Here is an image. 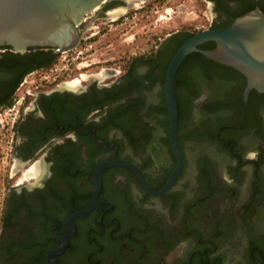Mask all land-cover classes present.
I'll return each instance as SVG.
<instances>
[{"label":"flooded vegetation","instance_id":"af4514ba","mask_svg":"<svg viewBox=\"0 0 264 264\" xmlns=\"http://www.w3.org/2000/svg\"><path fill=\"white\" fill-rule=\"evenodd\" d=\"M244 2H213L209 28L232 24ZM121 5L107 2L81 30ZM174 47L170 36L104 75L46 72L33 86L25 82L55 50L0 47V117L9 125L0 170L11 165L0 264H264V93L245 101L237 70L200 52L184 59L175 81L183 167L153 193L179 166L165 93ZM116 160L136 166L148 190L120 164L105 166L99 181L98 168Z\"/></svg>","mask_w":264,"mask_h":264},{"label":"water","instance_id":"95a60500","mask_svg":"<svg viewBox=\"0 0 264 264\" xmlns=\"http://www.w3.org/2000/svg\"><path fill=\"white\" fill-rule=\"evenodd\" d=\"M111 0H0V47H8L13 52L25 53L30 49L52 48L59 53H68L78 48L86 30L81 25L88 16L98 11ZM117 17L148 0H122ZM115 13V12H114ZM112 12L103 19H110ZM116 18V17H115ZM169 35L168 37H170ZM214 43L211 50H202L199 46ZM195 52H200L210 60L231 67L247 80L245 101L252 90L264 93V12L256 8L236 18L228 28H208L188 39L175 53L167 73L165 83L166 99L171 117V141L179 158V166L167 185L159 192L169 189L183 167L178 141V102L175 89L177 71L184 59ZM120 164L135 170L147 189L141 171L134 165L116 160L101 165L96 173L100 181L101 170L105 166ZM148 190V189H147ZM98 192V190H97ZM89 211L76 213L70 224L74 227L77 216H84ZM68 245V239L52 253L61 254Z\"/></svg>","mask_w":264,"mask_h":264},{"label":"rangeland","instance_id":"374dc122","mask_svg":"<svg viewBox=\"0 0 264 264\" xmlns=\"http://www.w3.org/2000/svg\"><path fill=\"white\" fill-rule=\"evenodd\" d=\"M155 6L159 12L152 15L150 10ZM167 8H173L172 11L170 10L172 18L169 19L168 16L157 22L159 16L167 15L165 12ZM112 13L113 18L100 19L87 28L83 43L77 49L68 53L55 51L57 57L53 63L47 69L30 76L25 86L40 84L42 82L40 75L50 74V80L65 71L73 75L71 73L73 69L83 75L89 73L104 75L108 69H119L126 66L139 55L153 53L159 47L160 42L175 31L187 29L200 32L208 29L214 17L213 2L208 0H163L162 3L158 0H148L125 10L120 17L115 16L116 10ZM51 69L53 71H50ZM74 78H77V75L68 79ZM5 125L6 129L9 128L6 122ZM0 131L6 132L2 125H0ZM8 149L6 145V150ZM10 167L11 165L8 166L6 162L1 165V197L4 195L5 188H8V185H3V182L8 181L7 177L11 174ZM2 209L3 204L0 201V219L3 216L1 215Z\"/></svg>","mask_w":264,"mask_h":264},{"label":"trees","instance_id":"16d2710c","mask_svg":"<svg viewBox=\"0 0 264 264\" xmlns=\"http://www.w3.org/2000/svg\"><path fill=\"white\" fill-rule=\"evenodd\" d=\"M208 1H211V2H216V0H208ZM259 4L254 1V0H245V2L243 3V6L242 8L239 10L238 14L234 17V20L254 9L257 8ZM263 12H264V7L262 6V9H261ZM233 20V21H234ZM231 25V24H230ZM230 25H227L225 28H228L230 27ZM223 29V28H221ZM196 33L198 32H192V31H189L187 29H183V30H178V31H175L171 34V40H173L174 42H176L177 44V47H174L172 48L173 49V53L175 51H177L188 39H190L192 36H194ZM215 47V44L214 43H207L205 45V48L208 49V50H211ZM202 59L201 60H204L207 62V58L202 56L201 57Z\"/></svg>","mask_w":264,"mask_h":264},{"label":"built area","instance_id":"2783aa9c","mask_svg":"<svg viewBox=\"0 0 264 264\" xmlns=\"http://www.w3.org/2000/svg\"><path fill=\"white\" fill-rule=\"evenodd\" d=\"M160 3H162V1L163 0H158ZM145 3V2H144ZM143 4V3H142ZM143 7V6H142ZM142 7H140V8H142ZM170 10L172 11L173 10V8H167V9H165V12H166V16H159L158 17V19L156 20L157 22L158 21H162V20H164L163 18H167L168 16L170 17L169 19H171L172 18V16H171V13H170ZM159 12V10H158V8H157V6H155L154 8H152L151 10H150V14H157ZM57 53H59L58 51H56ZM6 111H8V110H6ZM0 125H2V126H4L5 125V118L3 117V116H1L0 117Z\"/></svg>","mask_w":264,"mask_h":264},{"label":"bare ground","instance_id":"6f19581e","mask_svg":"<svg viewBox=\"0 0 264 264\" xmlns=\"http://www.w3.org/2000/svg\"><path fill=\"white\" fill-rule=\"evenodd\" d=\"M131 1H138V0H131ZM119 13H121V12H119V11H116V14H115V16H117V14H119ZM113 16V15H112Z\"/></svg>","mask_w":264,"mask_h":264},{"label":"crops","instance_id":"0c3cea01","mask_svg":"<svg viewBox=\"0 0 264 264\" xmlns=\"http://www.w3.org/2000/svg\"><path fill=\"white\" fill-rule=\"evenodd\" d=\"M177 23H179V21H177Z\"/></svg>","mask_w":264,"mask_h":264}]
</instances>
